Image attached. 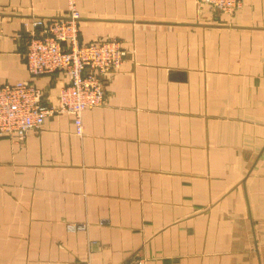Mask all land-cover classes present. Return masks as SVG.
<instances>
[{
	"label": "crops",
	"instance_id": "crops-1",
	"mask_svg": "<svg viewBox=\"0 0 264 264\" xmlns=\"http://www.w3.org/2000/svg\"><path fill=\"white\" fill-rule=\"evenodd\" d=\"M76 3L80 39L127 56L81 132L57 113L0 136V264H264V0ZM66 8L0 0V85L34 79L32 21ZM34 81L56 102L66 78Z\"/></svg>",
	"mask_w": 264,
	"mask_h": 264
},
{
	"label": "built area",
	"instance_id": "built-area-1",
	"mask_svg": "<svg viewBox=\"0 0 264 264\" xmlns=\"http://www.w3.org/2000/svg\"><path fill=\"white\" fill-rule=\"evenodd\" d=\"M214 10L232 14L242 0H204ZM80 10L76 0H67L60 16L39 17L32 21L25 60L33 80H18L0 85V136L23 138L40 129L46 119L57 113L73 116L77 131H82V114L87 108L105 103V82L120 69L127 56L121 40L115 37L89 42L80 39ZM62 71L66 82L58 87L57 101L47 102L45 92L35 79ZM85 224H68L69 230ZM122 264H146L135 256Z\"/></svg>",
	"mask_w": 264,
	"mask_h": 264
}]
</instances>
